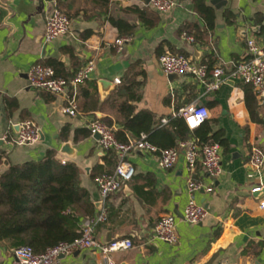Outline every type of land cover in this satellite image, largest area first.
<instances>
[{
	"label": "crops",
	"instance_id": "obj_1",
	"mask_svg": "<svg viewBox=\"0 0 264 264\" xmlns=\"http://www.w3.org/2000/svg\"><path fill=\"white\" fill-rule=\"evenodd\" d=\"M68 1L74 11L69 32L46 43V20L58 0H0V133L15 134L18 122L26 118L34 119L41 131L35 143L7 146L8 164L0 160V174L11 164L40 160L50 149L60 160L74 161L95 204L93 215L104 206L107 209L96 226V237L132 239L129 247L111 253L118 264H264V207L260 206L264 192L251 191L254 180L247 174L252 144L264 147V97H256L247 83L233 77L208 91L195 74L166 73L159 60L163 52H187L196 64L207 61L212 67L229 69L248 57L250 38L264 43V0H204L214 12L212 24L197 12L195 0H177L166 12L154 9L149 0H111L108 13H101L90 0ZM130 8L146 11V20ZM153 17L157 22L150 25ZM114 20L128 23L132 29H123L130 33L123 34ZM185 25L191 27L195 42L183 37ZM122 36L131 40L118 49L115 41ZM90 58L96 60V67L79 86L76 114L63 109L66 93L28 85V70L36 62L56 60L66 75H73ZM133 76L141 98L129 101L135 105L134 113H154L153 142L172 146L183 136L219 141L223 172L218 179L213 181L200 161L189 169L184 148L170 168H162L155 154L139 150L128 156L136 167L134 177L102 199L95 177L113 170L119 154L104 148L93 133L82 136L78 130L93 119H111L114 126H121L119 104L128 98L126 78ZM192 102L207 106L210 116L185 132L182 125L187 123L177 112ZM163 118L168 121L163 123ZM65 143L68 151L63 150ZM262 171L264 178V167ZM189 178L214 185L212 191L195 192L209 211L201 222L183 216ZM165 213L176 216V243L154 235V225ZM13 248L0 240V264H14ZM59 264L106 261L100 249L83 248L62 256Z\"/></svg>",
	"mask_w": 264,
	"mask_h": 264
},
{
	"label": "built area",
	"instance_id": "obj_2",
	"mask_svg": "<svg viewBox=\"0 0 264 264\" xmlns=\"http://www.w3.org/2000/svg\"><path fill=\"white\" fill-rule=\"evenodd\" d=\"M151 6L166 12L173 9L177 0H149ZM72 26V19L59 7H55L48 15L45 26V42L50 43L67 34ZM189 42H195L192 35L182 33ZM129 36H122L115 41L116 47L121 49L129 42ZM249 55L245 59L237 60L229 69L223 66L209 67L207 63L194 62L193 56L185 53L163 52L159 56L160 63L166 73L183 74L191 72L205 84L206 89L216 90L228 78H240L245 83L252 85L258 97H264V43H258L254 38L248 40ZM96 67L94 58L88 59L71 76L57 75L54 66L42 62L34 63L28 70V85L39 89H45L56 94H67V104L64 111L70 114L78 112L77 95L79 86L87 81ZM117 82L121 79L116 77ZM177 115L183 117L189 128H196L202 121L210 116V109L197 102L186 104L179 108ZM168 118H163V123ZM19 129L14 133H0V160L4 158L7 146L28 145L41 138V131L32 118H26L18 122ZM88 127L91 132H99L101 145L106 149H114L119 154V160L113 170L99 173L95 181L100 189L102 199L105 201L110 195L119 191L123 185L131 180L135 173V165L128 156L136 151L150 152L156 155L162 168L172 167L181 152L185 149L187 166L193 170L200 161L204 169L213 181L223 172L221 143L216 140H202L200 137L181 139L177 145L160 146L149 139L147 132H141L137 137L122 141L117 138L114 128L101 119H93ZM264 147L253 143L249 158L247 174L254 180L251 185L252 192L264 189L263 178ZM201 188L208 191L214 189L213 184H204L203 181L194 178L188 179L189 199L185 206L183 216L191 222H201L208 215L205 203L197 200L195 192ZM264 207V198L260 201ZM107 209L104 206L95 215L88 216L82 223L79 235L72 240H62L48 247L42 252L34 250L29 244L19 245L13 248L14 264H59L62 256L72 254L77 249L97 248L104 254L106 264H118L111 253L132 244L130 237H119L108 241H101L95 235L96 226L105 219ZM156 238L176 243L179 235L176 229V216L173 213H165L154 225Z\"/></svg>",
	"mask_w": 264,
	"mask_h": 264
},
{
	"label": "trees",
	"instance_id": "obj_3",
	"mask_svg": "<svg viewBox=\"0 0 264 264\" xmlns=\"http://www.w3.org/2000/svg\"><path fill=\"white\" fill-rule=\"evenodd\" d=\"M90 1L101 13H108L111 0ZM72 5L68 0H58V7L70 18L74 16ZM195 9L210 24L213 23L214 12L204 0H195ZM129 10L146 20V11L138 8ZM156 22L157 18L153 17L149 24L155 25ZM113 23L123 34L130 33L123 29L126 26L132 29L124 20H114ZM190 28L185 25L182 33L192 35L196 41ZM43 63L54 66L57 75L71 76L63 72L61 63L56 60ZM204 63L212 67L209 62ZM134 78L135 76L126 78L124 87L128 98L119 104L121 126H114L111 119L101 120L113 127L117 138L122 141H127L132 136L137 137L141 132H147L152 140L150 132L155 121L154 113L150 110L134 113L135 105L129 101V98H141V93L135 87L139 82ZM247 84L253 89L251 84ZM254 94L257 97L255 91ZM248 105L254 113L255 106L249 100ZM179 120L180 118H175V121ZM182 126L185 132L190 130L186 124ZM78 133L82 136L92 134L89 127L78 130ZM203 140L208 139L203 137ZM94 208L90 191L81 184L80 167L74 161L60 160L54 149L48 150L40 160L11 164L0 174V240H6L12 247L29 244L35 251L42 252L62 240H72L79 235L83 221L94 214Z\"/></svg>",
	"mask_w": 264,
	"mask_h": 264
},
{
	"label": "water",
	"instance_id": "obj_4",
	"mask_svg": "<svg viewBox=\"0 0 264 264\" xmlns=\"http://www.w3.org/2000/svg\"><path fill=\"white\" fill-rule=\"evenodd\" d=\"M200 63H198V65H199ZM173 75H178V74H176V73H172ZM104 80V82H107V79H103ZM109 82H111V81H109ZM94 136H96L98 139H100V137H101V135H100V133L99 132H95L94 133ZM68 146H69V143H65L64 144V146H63V150H66V151H68ZM3 161H4V164H8V159L6 158V157H4L3 158ZM264 192V189L263 190H261V191H258V192H255V193H263ZM76 251H79V249H77Z\"/></svg>",
	"mask_w": 264,
	"mask_h": 264
}]
</instances>
